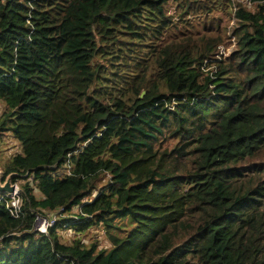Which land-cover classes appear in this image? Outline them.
<instances>
[{
  "label": "trees",
  "instance_id": "16d2710c",
  "mask_svg": "<svg viewBox=\"0 0 264 264\" xmlns=\"http://www.w3.org/2000/svg\"><path fill=\"white\" fill-rule=\"evenodd\" d=\"M170 1L0 0L1 168L25 178L0 264H264V0L224 61L182 33L209 1L172 0L181 28ZM99 225L109 250L78 237Z\"/></svg>",
  "mask_w": 264,
  "mask_h": 264
},
{
  "label": "rangeland",
  "instance_id": "374dc122",
  "mask_svg": "<svg viewBox=\"0 0 264 264\" xmlns=\"http://www.w3.org/2000/svg\"><path fill=\"white\" fill-rule=\"evenodd\" d=\"M196 1L197 7L204 6V3L208 2L209 11L204 15L192 14L187 17V22L190 23L189 27L183 29V34H188L186 30L190 33H197L201 35H206L208 38L215 39L219 41L213 51L214 55L212 59L216 61H224L232 53L237 50L238 47V32H241L240 21L236 18V11L241 8L245 11L253 12L255 10L256 2H251L250 0H202L201 2ZM168 13L171 15L174 23L182 27V22L178 21L181 9L178 11L175 9V1H170L167 5ZM214 69V66H207L203 70L204 73H208ZM4 111V105L0 102V118ZM20 152L19 144L11 137H4L3 144L0 143V168L1 165L9 159V157ZM2 169V168H1ZM64 169V168H63ZM62 170V169H61ZM21 181L16 180L17 190L20 189V185L23 184L22 180L25 178H19ZM109 179V175L106 174L102 176V182L105 184ZM24 182V180H23ZM19 191V190H18ZM34 195L40 198L37 190H33ZM61 242L63 244H70L72 237L74 236L71 231H59ZM85 244H91L96 242L98 244L99 250H109L111 248L110 241L108 240L104 228L99 226H94L87 229L83 234L79 235Z\"/></svg>",
  "mask_w": 264,
  "mask_h": 264
},
{
  "label": "built area",
  "instance_id": "2783aa9c",
  "mask_svg": "<svg viewBox=\"0 0 264 264\" xmlns=\"http://www.w3.org/2000/svg\"><path fill=\"white\" fill-rule=\"evenodd\" d=\"M70 169V166L65 164L57 171V175L59 177L61 175H69ZM18 190L15 185V190L12 196L5 195L0 197V205H2L7 210L9 215L14 219H19L22 215L23 199L19 195L20 192ZM33 215L35 222L34 231L43 235H47L48 228L52 227L55 223V220H57V215L55 213L33 212Z\"/></svg>",
  "mask_w": 264,
  "mask_h": 264
},
{
  "label": "water",
  "instance_id": "95a60500",
  "mask_svg": "<svg viewBox=\"0 0 264 264\" xmlns=\"http://www.w3.org/2000/svg\"><path fill=\"white\" fill-rule=\"evenodd\" d=\"M144 94V92L141 93V96ZM27 175H25L26 177ZM22 178V176H19L17 174H8L4 176L3 170L0 168V197L1 196H12L13 192L15 190V183L14 181Z\"/></svg>",
  "mask_w": 264,
  "mask_h": 264
},
{
  "label": "clouds",
  "instance_id": "9594fccd",
  "mask_svg": "<svg viewBox=\"0 0 264 264\" xmlns=\"http://www.w3.org/2000/svg\"><path fill=\"white\" fill-rule=\"evenodd\" d=\"M16 185V184H15Z\"/></svg>",
  "mask_w": 264,
  "mask_h": 264
}]
</instances>
